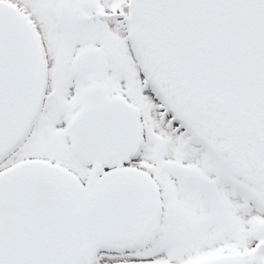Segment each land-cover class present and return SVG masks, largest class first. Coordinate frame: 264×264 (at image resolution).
Wrapping results in <instances>:
<instances>
[{
    "label": "snow or ice",
    "instance_id": "1",
    "mask_svg": "<svg viewBox=\"0 0 264 264\" xmlns=\"http://www.w3.org/2000/svg\"><path fill=\"white\" fill-rule=\"evenodd\" d=\"M0 264H264V0H0Z\"/></svg>",
    "mask_w": 264,
    "mask_h": 264
}]
</instances>
